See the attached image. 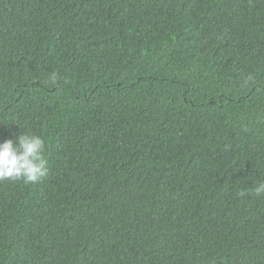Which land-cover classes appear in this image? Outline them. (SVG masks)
Masks as SVG:
<instances>
[{"label":"trees","instance_id":"obj_1","mask_svg":"<svg viewBox=\"0 0 264 264\" xmlns=\"http://www.w3.org/2000/svg\"><path fill=\"white\" fill-rule=\"evenodd\" d=\"M24 133L48 175L0 181V264H264V0H0Z\"/></svg>","mask_w":264,"mask_h":264},{"label":"clouds","instance_id":"obj_2","mask_svg":"<svg viewBox=\"0 0 264 264\" xmlns=\"http://www.w3.org/2000/svg\"><path fill=\"white\" fill-rule=\"evenodd\" d=\"M51 79L55 81L54 76ZM44 147L45 142L41 136L29 133L0 142V181H23L27 184L45 178L48 168ZM255 193H264V183L255 187Z\"/></svg>","mask_w":264,"mask_h":264}]
</instances>
